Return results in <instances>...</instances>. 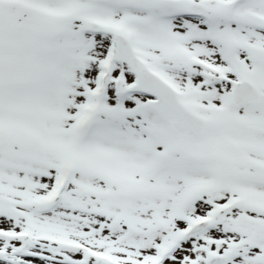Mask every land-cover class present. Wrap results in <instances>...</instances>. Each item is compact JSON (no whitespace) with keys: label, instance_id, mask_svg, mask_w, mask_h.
<instances>
[{"label":"snow or ice","instance_id":"obj_1","mask_svg":"<svg viewBox=\"0 0 264 264\" xmlns=\"http://www.w3.org/2000/svg\"><path fill=\"white\" fill-rule=\"evenodd\" d=\"M0 264H264V0H0Z\"/></svg>","mask_w":264,"mask_h":264}]
</instances>
